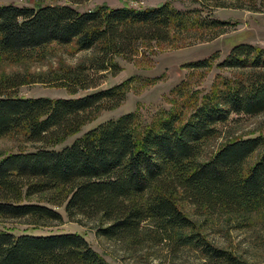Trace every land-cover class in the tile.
<instances>
[{
	"label": "trees",
	"instance_id": "trees-1",
	"mask_svg": "<svg viewBox=\"0 0 264 264\" xmlns=\"http://www.w3.org/2000/svg\"><path fill=\"white\" fill-rule=\"evenodd\" d=\"M201 12H182L169 3L146 9L100 6L85 13L70 6H2L0 57L21 58L54 43L75 42L80 51L92 52L88 63L50 81L77 95L99 86L91 80L92 71L116 73V58L133 57L144 44H172L176 35L191 32H200L202 41L218 38L226 23L202 19ZM212 60L189 67L208 68ZM220 68L250 70V75L216 86L186 118L166 113L143 125L137 113H130L61 151L49 147L79 133L95 113L119 107L129 82L80 98L51 99L20 97L17 90L27 76L0 80V137L23 130L28 142L42 145L0 159V218L60 221L55 209L33 201L50 193L47 204L64 207L70 219L99 220L97 235L109 240L163 245L173 254L190 248L200 253L201 264H251L209 242L178 205L180 197L211 216L238 217L264 207V137L229 141L201 160L204 142L218 135L217 125L233 115L264 113V49L238 45ZM259 151V159L248 166ZM0 264L110 263L79 234L0 232Z\"/></svg>",
	"mask_w": 264,
	"mask_h": 264
},
{
	"label": "rangeland",
	"instance_id": "rangeland-1",
	"mask_svg": "<svg viewBox=\"0 0 264 264\" xmlns=\"http://www.w3.org/2000/svg\"><path fill=\"white\" fill-rule=\"evenodd\" d=\"M88 0L75 4L71 0H0V7L15 5L20 8L42 6H70L80 13L92 11L100 6L111 9L130 7L146 9L169 3L173 8L185 12L201 9L202 19L211 16L226 23L218 38L201 40L200 32L176 35L172 44H144L133 57H117L118 71L94 74L91 80L99 86L71 95L65 88L51 84L54 78L67 68L88 63L91 51H80L74 43L70 45L51 44L21 58L0 57V80L14 76H27V84L20 87L18 95L25 98L73 99L107 90L128 83L125 100L111 110L94 114L74 136L63 143L49 147L61 151L72 146L77 140L102 124L130 113H137L143 125H149L163 114L181 112L190 116L204 97L211 94L216 86L232 85L237 80L248 78L250 70L222 69L220 64L227 59L234 47L248 44L264 49V0ZM223 4L224 7H218ZM217 6V7H216ZM239 6H242L241 8ZM255 6V7H253ZM256 8V11L252 9ZM204 32V31H203ZM207 33V31H205ZM210 34V33H209ZM213 59L210 67L197 69L191 64ZM218 135L202 147L201 160L212 158L227 142L235 139L264 137V113L250 117L233 115L227 123L217 125ZM42 147L27 141L26 132L0 137V159L19 152H33ZM261 151L255 153L247 165L259 159ZM44 194L34 202L55 209L62 217L60 221L0 218V232H12L16 236H50L79 234L91 247L110 264H201L199 252L183 248L173 254L167 246L152 243L131 246L129 241L109 240L97 235L101 223L97 219L80 216L70 219L64 207L47 204ZM180 209L193 220L199 231L209 242L235 252L251 264H264V207L251 215H227L221 212L211 216L200 212L189 202L180 200ZM150 223L145 225L150 227Z\"/></svg>",
	"mask_w": 264,
	"mask_h": 264
}]
</instances>
